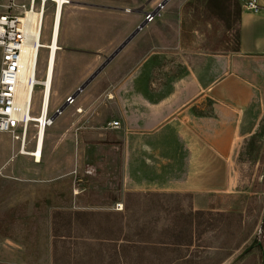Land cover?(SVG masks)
Masks as SVG:
<instances>
[{
  "label": "rangeland",
  "instance_id": "rangeland-1",
  "mask_svg": "<svg viewBox=\"0 0 264 264\" xmlns=\"http://www.w3.org/2000/svg\"><path fill=\"white\" fill-rule=\"evenodd\" d=\"M159 1L71 0L63 8L49 113L66 103L65 99L145 20L146 16L137 11L152 12ZM236 1L242 7L243 0ZM12 2L18 7L26 0H0L4 5ZM160 11L162 15L155 17L154 23L149 22L150 33L167 35L164 45L168 47L160 50L171 56L167 54L169 58L155 66V81H164L181 71L185 49L221 53L234 47L236 30L226 31L208 0H168ZM55 13V6L49 2L41 34L43 45L51 41ZM132 44L45 131L40 162L29 157L21 159V143L10 134L0 133V264H84L90 259L91 264H122L114 257L113 242L95 238L116 235L105 232V218L83 216L80 227L74 222L67 228L70 214L78 211L124 215L123 236L130 240L131 255L127 262H133L136 245L157 241L156 231L169 230L174 222L182 230V241H186L185 236L189 239L193 217L200 211L202 214L194 220V227L199 220L205 230L199 240L197 233L190 248L166 246L168 251L159 258L161 264L177 259L181 260L174 264H264V111L247 127V136L238 141L223 186L199 187L193 193L158 191L156 186L148 187V191L135 190L126 178L128 130L119 105L125 97L120 90L122 80L133 63L143 60L142 54L129 56ZM47 58L48 50L40 48L38 80L44 78ZM42 90V86L34 89L32 116L40 113ZM76 106L82 108L81 114ZM113 121H119L120 126L112 128ZM35 135L31 124L26 151L33 149ZM48 150L54 151L50 158ZM130 192L136 196L129 199ZM146 193L157 195L146 197ZM128 200L131 209L126 212ZM118 204L122 210H116ZM228 213L233 215L225 216ZM226 226L235 233L229 232V239L223 231ZM93 229L95 234L90 232ZM246 234H250L249 239L238 245ZM159 239L172 242L168 232Z\"/></svg>",
  "mask_w": 264,
  "mask_h": 264
},
{
  "label": "crops",
  "instance_id": "crops-1",
  "mask_svg": "<svg viewBox=\"0 0 264 264\" xmlns=\"http://www.w3.org/2000/svg\"><path fill=\"white\" fill-rule=\"evenodd\" d=\"M259 5L257 12L241 7L238 51L185 49L181 71L164 81L154 80V70L169 58L160 50L167 35L151 34L148 23L132 39L129 56L143 60L122 80L119 105L128 130L126 178L135 190L193 193L224 185L238 141L264 111V0ZM30 150L20 158L34 159Z\"/></svg>",
  "mask_w": 264,
  "mask_h": 264
},
{
  "label": "built area",
  "instance_id": "built-area-1",
  "mask_svg": "<svg viewBox=\"0 0 264 264\" xmlns=\"http://www.w3.org/2000/svg\"><path fill=\"white\" fill-rule=\"evenodd\" d=\"M37 1L38 5H36ZM49 2L55 6L56 12L59 7L63 10L65 6L71 4V0H63L61 4L58 0H26V3L18 7H15L14 2L7 5L0 3V133L10 134L14 140L19 141L21 143L20 153L26 154L28 153L26 151L27 137L32 124L36 129V135L33 138L35 141L34 150L30 152V155L33 156L36 162L38 152L40 160L43 153L44 141L39 148L41 132L44 133V131H47L53 125L54 120L52 117L54 112H48L49 101L46 94V86L44 85V80L47 79L46 74L43 80H38L36 78V71L34 76L27 78L25 89L21 87V78L25 73L23 72V49L30 44L36 49L42 48L38 44ZM159 5L160 3L152 10V13H156L157 15L148 16V22H152L155 17L160 15V10L163 7L157 13ZM242 9L250 12L259 11V0H243ZM55 21L56 15L53 17V24ZM37 29L38 35L36 33ZM52 37L53 33L51 39ZM36 38L37 40H35ZM28 85L33 87L32 95L35 87H43L41 109L38 116L31 115L32 106L30 103L26 112H24L23 104L26 99V88ZM46 100L47 106H45ZM65 101L69 106L75 104V99H71V96L67 97ZM77 112H81V109H77ZM42 117H44L43 121ZM111 126L112 128H118L119 122L115 121L111 123ZM122 209V205L118 204L116 210Z\"/></svg>",
  "mask_w": 264,
  "mask_h": 264
},
{
  "label": "trees",
  "instance_id": "trees-1",
  "mask_svg": "<svg viewBox=\"0 0 264 264\" xmlns=\"http://www.w3.org/2000/svg\"><path fill=\"white\" fill-rule=\"evenodd\" d=\"M208 4L211 10H213V13L215 15V17H218L219 20H222L225 25H226V31L228 33H231L234 29L236 30V35L233 36L235 37V44L234 47L232 49H228L229 51H238L239 49V45H240V19H241V5L238 3V1L236 0H208ZM205 21H208V19H206ZM227 50V51H228ZM146 197H150L152 195H157L156 193H146L145 194ZM127 196L129 197V199L131 198V196H136V194L130 192L127 194ZM125 211H129L131 209L130 206V202L129 200L125 202V207H124ZM196 218L193 217V228L190 229L189 232V239L186 238V241H182V237L179 234L182 230L180 228H178L177 224L174 222L173 227L169 230L166 229H162L161 231H156L157 235H158V239L157 241H141L139 243V245H136L135 249L137 250V253L135 255V258L133 260V262H127V258H129L131 255L129 254V243L130 240H128V237H126V235L123 236V232H124V228L125 226L123 225V218L124 215H122L121 213H101V212H90V213H86V212H74L73 214H70L69 216V221L66 222L68 223V227L70 228L72 225L71 223L76 222V224L78 225V227H80L82 225L81 223V217L83 216H93V217H103L106 219V231L105 232H115V236L113 238H104V237H99L98 235L95 236V238L97 239H103L105 241H107L109 244H115L114 246V257L116 260H118L120 263L122 264H128V263H133V264H161L160 263V256L162 253H165L166 251H168L166 246H172L173 248L176 247H187L190 248L193 243L195 237H197V233H198V240L201 236V234L203 233V231L201 229V223L198 220V223H196V226L194 227V220L196 222V219L198 218L197 216L201 215L202 212L200 211H196L195 213ZM223 215V214H220ZM232 213H228L225 216H232ZM240 220H242V215L239 214L238 215ZM117 218L119 220H117L116 222H114V220H112V218ZM112 220V221H111ZM192 224V223H191ZM75 227V226H74ZM109 227H111V229H109ZM262 227L264 228V220H263V225ZM82 229H84V227H82ZM223 231L227 234V238L229 239V232H232L233 234H235L229 226L223 227ZM93 234H95L96 229H93L92 231ZM169 233L172 242L171 243H167L166 241H162L159 239L160 237H163L165 233ZM250 237V234H246L243 237V240H241L238 245H240L241 243L246 242ZM124 240L126 241V243H119V241ZM226 241V240H225ZM227 242V241H226ZM225 242V243H226ZM169 244V245H168ZM251 248H248V251H250ZM98 253L102 254L103 251L102 249L99 250L97 249ZM171 252H175V249H171ZM94 260V259H93ZM181 259H177L176 261H172L169 264H174L175 262L179 261ZM92 263V259L85 261L84 264H91ZM75 264H81L80 262H75ZM108 264H113V263H108Z\"/></svg>",
  "mask_w": 264,
  "mask_h": 264
},
{
  "label": "bare ground",
  "instance_id": "bare-ground-1",
  "mask_svg": "<svg viewBox=\"0 0 264 264\" xmlns=\"http://www.w3.org/2000/svg\"><path fill=\"white\" fill-rule=\"evenodd\" d=\"M58 2L61 4L63 2V0H58ZM32 21V17L30 18ZM61 21H62V9L59 7L57 12H56V21L53 24V37L51 39V41L49 42L48 45H43L41 43V37L39 39V46H41L42 48H45L48 50V58H47V64H46V69H45V74L47 79L44 80V85L46 86V94L49 100V97H51V93H52V86H53V78H54V70H55V65H56V56H57V52L58 50H60L59 47V36H60V29H61ZM43 27V26H42ZM52 32V31H51ZM37 35H38V29H37ZM42 34V29L41 32ZM41 36V35H40ZM38 38V37H37ZM37 38L35 40H37ZM39 49H36L34 47H32V44L28 45L26 48L23 49V56H24V62H23V67L24 70L23 72L24 75H22L23 77L21 78L22 84L21 87L24 88L26 86V81L27 78L30 76H34L37 70V65H38V58H39ZM37 80V79H35ZM25 89V88H24ZM32 86H27L26 88V99L25 102L23 104L24 107V112H26V110L28 109V104L30 103V105H32ZM45 106H47V100L45 102ZM44 117H42V121H43ZM44 135H45V131L44 133L41 132L40 135V143H39V148L41 146V143L44 141ZM40 151V149H39ZM40 155L39 152L37 154V162H40Z\"/></svg>",
  "mask_w": 264,
  "mask_h": 264
},
{
  "label": "water",
  "instance_id": "water-1",
  "mask_svg": "<svg viewBox=\"0 0 264 264\" xmlns=\"http://www.w3.org/2000/svg\"><path fill=\"white\" fill-rule=\"evenodd\" d=\"M168 0H163L160 5L157 7V13L161 7L166 6ZM124 11H129L127 9H123ZM138 13L144 14L146 19L133 31L127 39L108 57L105 58V61L102 65L75 91L73 95H71V99H76L82 91H84L88 85L114 60L118 54L136 37V35L148 24L147 17L156 13L152 12H144L143 9H139ZM157 15V14H156ZM68 107L67 103H64L53 115V120L57 119Z\"/></svg>",
  "mask_w": 264,
  "mask_h": 264
},
{
  "label": "flooded vegetation",
  "instance_id": "flooded-vegetation-1",
  "mask_svg": "<svg viewBox=\"0 0 264 264\" xmlns=\"http://www.w3.org/2000/svg\"><path fill=\"white\" fill-rule=\"evenodd\" d=\"M164 7H165V6H164ZM164 7H163V8H164ZM148 23H149V22H148Z\"/></svg>",
  "mask_w": 264,
  "mask_h": 264
}]
</instances>
